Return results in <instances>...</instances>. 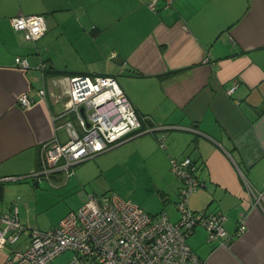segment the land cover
<instances>
[{"label": "crops", "instance_id": "1", "mask_svg": "<svg viewBox=\"0 0 264 264\" xmlns=\"http://www.w3.org/2000/svg\"><path fill=\"white\" fill-rule=\"evenodd\" d=\"M4 1L0 215L16 206L26 230L16 244L0 247V264L9 248L24 247L27 229L37 227L23 222L41 184L29 172L38 166L43 141L68 139L56 124L73 119L72 113L56 116L67 98V77L75 74L113 75L141 123L140 131L102 154L100 165L120 158L129 167L149 169L167 208L178 212L182 181L169 158L190 156L201 184L189 207L224 213L231 238L223 246L196 228L189 246L209 264H264V0H173L168 7L165 0H17L15 7ZM19 13L43 14L44 34L25 41L10 23ZM16 56L26 57L28 67L17 65ZM24 92L34 97L29 107L18 102ZM151 126L166 127L144 131ZM162 133L165 147L158 144ZM63 177L62 171L51 176L59 186ZM243 216L245 229L237 233Z\"/></svg>", "mask_w": 264, "mask_h": 264}, {"label": "built area", "instance_id": "2", "mask_svg": "<svg viewBox=\"0 0 264 264\" xmlns=\"http://www.w3.org/2000/svg\"><path fill=\"white\" fill-rule=\"evenodd\" d=\"M172 1L165 0L164 6H170ZM150 6L154 8V2ZM10 23L29 42L46 30L41 13L15 14ZM15 62L22 68L28 67L24 56H16ZM67 78V98L56 117L72 113L73 119H63L56 126L66 129L68 139L60 142L53 135L40 144L38 166L29 172L34 178L50 180L53 173L62 171L67 180L75 164L106 151L124 135L141 129L131 102L113 75L75 74ZM234 88L233 84L228 93ZM36 94L43 98L44 88L37 89ZM18 102L29 107L34 97L24 92ZM164 127L151 126L144 131ZM158 144L165 147L164 133L158 137ZM169 166L182 181L176 203L177 220H171L165 211L150 215L115 193L87 194L55 226L27 229V243L22 248H9L2 264H47L64 251L71 253L65 264H209L192 250L187 238L201 225L209 241L228 246L231 236L224 224L225 215L221 211L198 212L189 207L191 193L201 184L197 165L190 156L170 157ZM0 221V247L17 243L26 230L19 221L17 207L11 214L0 215ZM244 229L243 216L236 232Z\"/></svg>", "mask_w": 264, "mask_h": 264}, {"label": "rangeland", "instance_id": "3", "mask_svg": "<svg viewBox=\"0 0 264 264\" xmlns=\"http://www.w3.org/2000/svg\"><path fill=\"white\" fill-rule=\"evenodd\" d=\"M13 1L14 7L17 6V0ZM1 3L5 4V1L3 0ZM111 149L75 164L73 173L69 176L70 179H67L66 183H64V177V180H60L64 183L61 186L53 178H50V180L41 179L39 190H37V198L34 204L29 206L28 215L25 212L23 222L42 229L53 227L68 211L77 208L87 194L92 193L95 195L115 193L136 203L149 214L165 211L174 220L173 218L177 217L178 212L175 211L174 206L167 208L168 203L165 204L159 195L157 185H155V175L149 169L129 167L120 158L107 159L105 165H100L102 154ZM80 167L81 170L85 169L83 175L77 173L79 178L82 175V180L75 173ZM196 228H203L207 235V231L203 226L197 225ZM70 257L71 253L64 251L49 264H65Z\"/></svg>", "mask_w": 264, "mask_h": 264}, {"label": "trees", "instance_id": "4", "mask_svg": "<svg viewBox=\"0 0 264 264\" xmlns=\"http://www.w3.org/2000/svg\"><path fill=\"white\" fill-rule=\"evenodd\" d=\"M61 72H62V73H67L68 71H67V70H62ZM37 163H39V159H38ZM1 183H3V182L0 181V184H1Z\"/></svg>", "mask_w": 264, "mask_h": 264}, {"label": "water", "instance_id": "5", "mask_svg": "<svg viewBox=\"0 0 264 264\" xmlns=\"http://www.w3.org/2000/svg\"><path fill=\"white\" fill-rule=\"evenodd\" d=\"M81 111H83V108H81Z\"/></svg>", "mask_w": 264, "mask_h": 264}]
</instances>
